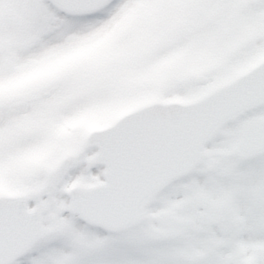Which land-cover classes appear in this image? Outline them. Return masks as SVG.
<instances>
[{
  "label": "snow or ice",
  "instance_id": "6c2138e0",
  "mask_svg": "<svg viewBox=\"0 0 264 264\" xmlns=\"http://www.w3.org/2000/svg\"><path fill=\"white\" fill-rule=\"evenodd\" d=\"M0 264H264V0H0Z\"/></svg>",
  "mask_w": 264,
  "mask_h": 264
}]
</instances>
